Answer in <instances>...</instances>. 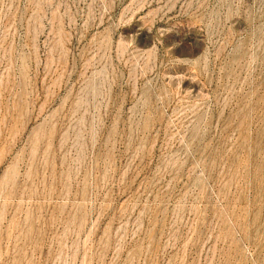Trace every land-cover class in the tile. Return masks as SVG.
<instances>
[{
    "label": "rangeland",
    "instance_id": "rangeland-1",
    "mask_svg": "<svg viewBox=\"0 0 264 264\" xmlns=\"http://www.w3.org/2000/svg\"><path fill=\"white\" fill-rule=\"evenodd\" d=\"M0 264H264V0H0Z\"/></svg>",
    "mask_w": 264,
    "mask_h": 264
}]
</instances>
